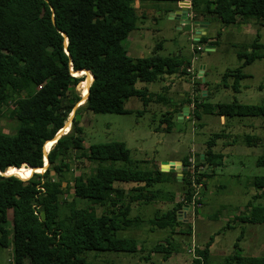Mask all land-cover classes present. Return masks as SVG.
<instances>
[{
    "label": "trees",
    "instance_id": "obj_1",
    "mask_svg": "<svg viewBox=\"0 0 264 264\" xmlns=\"http://www.w3.org/2000/svg\"><path fill=\"white\" fill-rule=\"evenodd\" d=\"M133 1L148 0H0V112L1 107L15 95L24 93L11 109L18 121L15 131L0 130V246H11L12 264H112L90 261L84 252L131 253L137 250L134 236L120 237L116 232L140 221L136 216H129L130 204L138 200L146 203L157 198L161 191L145 192L161 181L163 173L158 167L154 171L134 167L135 162L129 157L124 142L94 143L86 151L82 144V129L72 118L69 130L51 147L48 146V165L43 172L31 174V171L23 179L16 175V170H11L29 171L31 168L26 165H43L45 141L63 127L80 99L75 90L84 79L82 74L79 75L80 69H88L93 76L89 86H86V98L81 104L93 112H127L123 102L130 97H137L143 104H148L152 101V94L145 87L136 88L137 80L150 82L179 70L189 75L187 68L190 62L183 58L156 53L134 58L127 54L123 40L138 19ZM191 8L193 20L216 17L221 23L230 25L256 19L264 25V0H191ZM194 42L217 43L208 41L204 35ZM262 48L264 45L257 37L243 44L237 51L241 64L222 74L223 86H228L226 78L229 76L232 78L230 86L238 91V80L248 76L240 67L264 57L260 51ZM199 83L202 82L199 80ZM208 96V91L202 96L201 89L197 96L186 100L188 104L193 101L191 114L194 119H199L202 113L264 117V104L236 101L212 104L204 101ZM156 97L165 100L163 95L157 94ZM177 111L179 109L163 114L165 129H169L170 120ZM221 135L214 133V137L207 140L202 157L200 154L197 156V163L203 169L195 173L196 183L212 174L205 172V166L208 168L222 163L223 154L213 150L216 139ZM244 137L247 143L258 139L250 134ZM46 144L45 147L49 143ZM72 150L78 151V157L96 162L91 172H81L83 181L73 187L72 195L105 208L100 214L92 206L78 207L73 200L68 201L64 197L71 188L70 180L63 173L70 169L66 158ZM117 161L123 166H116ZM182 163L189 165L186 160ZM256 164L264 166V152L257 157ZM8 169V175H4L2 172ZM51 171L56 178L51 176ZM116 182L136 184L126 202H122L124 192L116 186ZM181 183L186 188L184 199L149 218V224L171 230L185 224L178 212L189 203L191 186L187 185L189 181L184 175L181 176ZM251 183L260 190L257 195L264 198V175L254 176ZM237 219L245 223H264V204L251 206L247 214ZM186 232L190 233L189 225ZM240 238L241 235L237 239ZM211 242L210 239L196 250L192 264H210L208 247ZM174 248L172 243H156L151 251L170 254ZM234 249L224 257V264H264V251L260 256L243 255L238 253L240 247L237 242Z\"/></svg>",
    "mask_w": 264,
    "mask_h": 264
},
{
    "label": "rangeland",
    "instance_id": "obj_2",
    "mask_svg": "<svg viewBox=\"0 0 264 264\" xmlns=\"http://www.w3.org/2000/svg\"><path fill=\"white\" fill-rule=\"evenodd\" d=\"M132 5L136 7L138 19L135 27L123 40L127 54L134 58L153 53L183 58L191 63L194 74H198L202 69L203 73L199 79L202 83H199L197 78L194 79L195 83H192L191 75H185L180 70L178 74L163 76L164 84L161 79L150 82L137 80L136 88L145 87L153 94L152 101L148 104H143L137 97H130L123 102V108L127 112L113 110L93 112L81 106L80 100H84L81 99V93L85 85L81 82L87 78L86 74H82L84 79L75 87L80 99L73 106L75 110L72 118L77 120L82 129L84 149L87 151L94 143L122 141L129 157L135 162L134 167L152 171L158 167L163 173L161 181L148 187L145 192L150 194L158 190L163 195L159 193L157 198L146 203L142 200L132 202L129 216H136L140 221L116 232L120 237L134 236L137 239V250L131 253L86 251L84 256L90 261H108L112 264H192L196 258V250L202 248L210 239L212 240L208 247L210 264H224V257L234 252L235 242L240 247L238 253L260 256L264 251V223H245L239 221L237 217L247 214L251 206L264 204V198L257 195L260 190L251 183L254 176L264 175V166L256 164L257 157L264 152V117H226L202 113L199 119H194L186 100L197 96L199 91L206 87L209 96L204 101L212 104L233 101L264 104V57L240 67L248 76L238 80V91H234L230 86L231 77L226 81L228 86H223L221 83V76L225 71L240 66L241 61L237 58V51L243 44L257 37L264 45V25H260L256 19L225 25L216 17H206L208 23L203 35L208 37V41H217V43H197L194 42L197 39H193L191 33L194 24H183L180 18L171 16L177 11L176 7H182L179 2L148 0L133 1ZM206 45L213 47L207 49ZM197 46H201L202 49ZM260 51L264 53V48ZM85 82L88 84L90 79ZM181 93L183 100L179 98ZM157 94L163 95L165 100L158 99ZM23 96L24 93L20 92L1 107V131L10 133L15 131L18 121L11 113V109ZM184 105H189L188 114H183V118L179 120L177 113L183 112ZM175 109L179 111L173 114L169 129H165L163 114ZM66 129L68 128H65V131ZM218 132L223 135L216 139L213 150L222 152V163L210 165L208 168L205 166V172L212 174L205 176L199 182L201 185L190 187L191 174L194 177L201 166L197 163V156L206 148L207 140ZM245 134L257 136L259 140L247 143ZM78 156V151L72 150L66 158L70 169L63 174L70 180L71 188L64 197L68 201L73 200L78 207L92 206L95 212L100 214L106 209L87 199L72 195L73 187L83 181L81 172L89 173L96 166V162ZM171 160L181 163L186 160L190 164V161H193L192 173L187 169L182 171L181 176L184 175L189 181L187 185L190 189L197 190L198 199L195 201L194 214L191 213L190 204L183 205V209L179 210L178 214L185 224L176 226L173 230L169 227L158 228L148 222L152 216L163 213L175 202L184 199L186 188L181 183V177L178 178V173L170 169L161 170V162ZM115 165L123 166L120 161L115 162ZM16 171L17 176L23 178L31 170ZM23 174L26 175L22 176ZM50 174L53 178L57 177L53 171ZM115 184L123 189L122 202H126L133 193L131 188L136 184L126 182ZM62 185L64 186L65 182ZM171 194L172 198H170ZM188 225L190 233L186 232ZM8 228H11L10 218ZM239 235L241 238L237 239ZM156 243L162 245L172 243L175 250L169 252L170 254L165 251H151V247ZM11 257V246H0V264H12Z\"/></svg>",
    "mask_w": 264,
    "mask_h": 264
},
{
    "label": "water",
    "instance_id": "obj_3",
    "mask_svg": "<svg viewBox=\"0 0 264 264\" xmlns=\"http://www.w3.org/2000/svg\"><path fill=\"white\" fill-rule=\"evenodd\" d=\"M186 13H187V8L185 6H182L180 9H177V11H175V13H172L171 16H175L176 18H180V20H181V22L183 24H194V25H196L197 30L195 32V35H196V39H198L202 34H204V31H203L202 27H204V25L206 24V21H204V20H193L192 19V15H187ZM63 35L65 36V34H63ZM66 41H67V38H65V42H64L65 44H66ZM206 47H207V49H212L213 46L212 45H206ZM78 72H81V74L89 73L91 75V73H90V71L88 69H80ZM200 72H202V71H200ZM200 76H202V75H200ZM91 77H93V76L91 75ZM203 80H204V78L202 77V81ZM89 84H88V86H89ZM87 90H88V87H87ZM85 98H86V96H85ZM85 98H84V100H85ZM83 101H82V103H83ZM74 110H75V107L69 113L70 114L69 115V119L66 120V122L63 125V127H61L51 139H48V140L45 141V143L43 145V153H44L45 144L48 141H51L52 144L55 143L57 141V139L61 135L65 134L69 130V126H70L71 120H72V113L74 112ZM183 114L184 115L188 114V105H184L183 112L178 114V119H181ZM65 128H68V129H66V131H65ZM49 149H46L45 153L43 154V165L42 166H40V167H32V166H28V165L25 164L27 167L32 169L31 174L33 172H43L46 169V167L48 165V159H47L46 154L49 151ZM160 166H161V170L162 171H167L168 169L175 170L178 173V176H179L178 178L179 179L181 177L182 171L186 170V165L182 164L179 161H163V162H161ZM37 168H42V171H37L36 170ZM2 173L4 175H8V174H6L4 172H2Z\"/></svg>",
    "mask_w": 264,
    "mask_h": 264
},
{
    "label": "built area",
    "instance_id": "obj_4",
    "mask_svg": "<svg viewBox=\"0 0 264 264\" xmlns=\"http://www.w3.org/2000/svg\"><path fill=\"white\" fill-rule=\"evenodd\" d=\"M179 3H180V6H185L187 8V10L189 8L191 9V0H183V1L179 2ZM188 15H191V14L189 13ZM197 47H200V49H202L201 46H197ZM200 71H202V69ZM200 71H199L198 74H194V71L192 70L191 67H188L187 68V72L190 73V75H191L192 83H195V81H194L195 78H197V80L200 79V77H201L200 75H202V72H200ZM193 88H195V87H193ZM192 97H190V99H192ZM189 105H190L191 110H192L193 107H194L192 100L189 103ZM190 162H191V164L189 163L190 164L189 165L190 167H188V165H186L187 166L186 167V170L189 169V171L192 173V171L194 170V163H193V161H190ZM202 169H203V167L200 166V170L199 171H201ZM189 180H190V186L196 187V185H201L200 183H196L195 176L193 177L192 174H191V178ZM192 191H193V189H191V197H190V201H189V203L187 205H189V204L191 205V213L194 214L195 213V209H196L195 201L198 200V199L196 198L197 190H195L193 192Z\"/></svg>",
    "mask_w": 264,
    "mask_h": 264
},
{
    "label": "crops",
    "instance_id": "obj_5",
    "mask_svg": "<svg viewBox=\"0 0 264 264\" xmlns=\"http://www.w3.org/2000/svg\"><path fill=\"white\" fill-rule=\"evenodd\" d=\"M180 8H181V7H176V9H180ZM189 13L191 14L192 12H191V10L188 9L186 14L188 15ZM204 21H206V20H204ZM207 23H208V22H206V24L204 25V27H202L204 32H205V27H206ZM196 30H197L196 26L193 25V31L191 32V33H192V38H193V39H196V35H195ZM202 35H203V34H202ZM189 67H191L192 70H193V67H192L191 63H190V65H189ZM202 73H203V71H202ZM175 74H178V72L175 73ZM189 75H190V73H189ZM228 77H229V76H228ZM228 77L226 78V81H227ZM162 79H163V78H162ZM162 79H161V80H162ZM162 81H163V80H162ZM163 84H164V81H163ZM207 91H208V90H207L206 87L203 88V89H202V96H205V95L207 94ZM208 92H209V91H208ZM150 93H151V92H150ZM151 94H152V93H151ZM182 94H183V93H181V94L179 95V98L183 100L184 97L182 96ZM152 95H153V94H152ZM153 97H154V96H153ZM180 99H179V100H180ZM178 114H179V113H177V116H178ZM182 118H183V117H181V119H182ZM181 119H179V120H181ZM249 120H253V119H249ZM221 153H222V152H221ZM200 155H201V157H202L203 153H201ZM171 161H177V160H171ZM178 177H179V176H178ZM184 222H185V221H184Z\"/></svg>",
    "mask_w": 264,
    "mask_h": 264
},
{
    "label": "bare ground",
    "instance_id": "obj_6",
    "mask_svg": "<svg viewBox=\"0 0 264 264\" xmlns=\"http://www.w3.org/2000/svg\"><path fill=\"white\" fill-rule=\"evenodd\" d=\"M79 75H81V72L79 73ZM86 75L88 76V78H87V79H90V82H91V80H92V77H91V75H90L89 73H87ZM90 82H88V84H89ZM84 84H86V85L84 86V87H85V89L83 90V93H82V95H84V98H85V96H86V86H87L88 84H87V82H85V81H84ZM84 87H83V88H84ZM83 88H82V89H83ZM84 98L82 97V99H84ZM80 102H82V100H80ZM48 143H49V144H48ZM48 143H47L48 145L46 144V145H47V147H48V146H50V145H52V142H51V141H50V142H48ZM47 147H45V148H44V151H45V149H48V148H50L51 146H50V147H48V148H47ZM9 170H10V169L6 170V172H5V173L9 172ZM11 170H12V171H14V170H17V169H15V168H12ZM36 170H37V171H42V168H40V169H36ZM31 171H32V169H31ZM31 171H29L28 175L30 174V172H31ZM14 172H15V171H14ZM15 173H16V175H17V172H15ZM28 175H27V176H28ZM27 176L23 177V179H24V178H26Z\"/></svg>",
    "mask_w": 264,
    "mask_h": 264
}]
</instances>
